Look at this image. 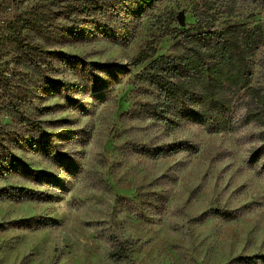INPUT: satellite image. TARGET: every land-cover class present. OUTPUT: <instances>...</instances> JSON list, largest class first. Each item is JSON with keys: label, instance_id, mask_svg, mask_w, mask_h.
Wrapping results in <instances>:
<instances>
[{"label": "rangeland", "instance_id": "obj_1", "mask_svg": "<svg viewBox=\"0 0 264 264\" xmlns=\"http://www.w3.org/2000/svg\"><path fill=\"white\" fill-rule=\"evenodd\" d=\"M67 3L0 0V125L19 127L8 112L15 105L39 120L50 142L74 163L66 171L39 152L13 149L40 179L7 176L0 186L44 196L0 197V264H242L239 255H257L264 264V171L250 158L263 127L209 133L185 125L167 132L161 123L128 115L144 100L136 75L148 62H133L143 47L167 53L200 9L210 12L215 27L226 18L263 21L264 0H160L135 22L128 45L89 28L99 17L67 15ZM75 28L87 37L74 36ZM18 31L19 39L44 50L38 67L22 61L14 42ZM252 63L253 83L264 90V43ZM110 66L125 72L102 71ZM81 74L97 76L104 88L94 90ZM179 142L196 151L160 158L139 152ZM113 235L132 241L129 261L111 260Z\"/></svg>", "mask_w": 264, "mask_h": 264}, {"label": "trees", "instance_id": "obj_2", "mask_svg": "<svg viewBox=\"0 0 264 264\" xmlns=\"http://www.w3.org/2000/svg\"><path fill=\"white\" fill-rule=\"evenodd\" d=\"M61 1L68 2L65 6L67 15L76 14L80 20L83 17H99L102 21L93 20L89 28L93 27L99 35L111 33L115 43L128 45L134 35L135 22L160 0ZM223 8L228 10L230 7L224 5ZM195 17L196 21L190 24L189 29L181 28L182 32L175 35L179 40L170 46L167 53L157 54L150 44L137 53L133 60L135 65L148 62L136 75V81L142 85L144 100L135 104L128 115L132 119L146 118L161 123L167 132L185 125H199L209 133L234 132L249 124L263 127L258 137L261 143L251 152L250 158L264 171V90L253 83L252 70L253 57L264 43V20L249 23L226 18L222 26L215 27L209 24L212 16L208 10L196 11ZM172 21H176L174 17ZM32 26L39 27L38 22L32 21ZM86 32L78 28L72 30L78 38L87 37ZM17 33L14 42L24 55L22 61L38 67L44 53L41 45L24 42L19 39L20 31ZM169 34L165 32L164 35ZM61 62L70 65L63 54ZM82 65V70H85ZM102 71L118 76L124 74L125 69L110 66ZM82 78L92 84L94 90L97 86L104 88L99 86L104 82L97 76L82 75ZM8 112L17 118L19 127L11 129L0 125V180L7 176H20L30 181L40 179L41 173L24 166L13 154V149L39 152L66 171L74 167V163L64 158L50 142L39 120L27 117L13 104ZM15 132L28 135L20 137ZM189 145L179 142L152 149L143 148L139 152L150 158L170 156L183 150L195 152V148ZM43 196L42 192L29 188L0 186V197L7 199H41ZM216 213L222 215L219 211ZM112 239L111 260L129 261L132 241L116 235ZM237 258L242 264H258L257 255H239Z\"/></svg>", "mask_w": 264, "mask_h": 264}, {"label": "water", "instance_id": "obj_3", "mask_svg": "<svg viewBox=\"0 0 264 264\" xmlns=\"http://www.w3.org/2000/svg\"><path fill=\"white\" fill-rule=\"evenodd\" d=\"M177 20H178L179 25L183 26L185 24V18L182 13L177 14Z\"/></svg>", "mask_w": 264, "mask_h": 264}]
</instances>
